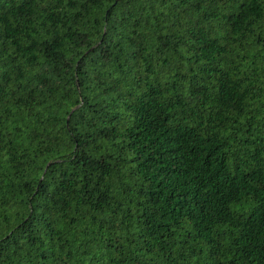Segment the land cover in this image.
<instances>
[{"label": "trees", "instance_id": "1", "mask_svg": "<svg viewBox=\"0 0 264 264\" xmlns=\"http://www.w3.org/2000/svg\"><path fill=\"white\" fill-rule=\"evenodd\" d=\"M0 264H264V0H0Z\"/></svg>", "mask_w": 264, "mask_h": 264}]
</instances>
